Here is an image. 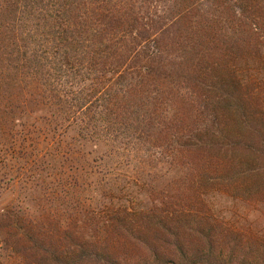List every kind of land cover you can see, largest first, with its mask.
I'll return each mask as SVG.
<instances>
[{
  "label": "trees",
  "instance_id": "trees-1",
  "mask_svg": "<svg viewBox=\"0 0 264 264\" xmlns=\"http://www.w3.org/2000/svg\"><path fill=\"white\" fill-rule=\"evenodd\" d=\"M263 45L264 0H0L1 163L71 201L4 211L3 244L22 264H264L207 205H264Z\"/></svg>",
  "mask_w": 264,
  "mask_h": 264
},
{
  "label": "rangeland",
  "instance_id": "rangeland-1",
  "mask_svg": "<svg viewBox=\"0 0 264 264\" xmlns=\"http://www.w3.org/2000/svg\"><path fill=\"white\" fill-rule=\"evenodd\" d=\"M264 46V45H263ZM264 57V48H263ZM264 87V74L261 76ZM0 157V215L9 209L22 211L23 206L36 209H47L50 207L54 212L57 207L58 200H62L64 207L69 208L71 201L67 197L54 196L48 191L41 190L39 183L31 184L27 182V178L21 175V178H16L17 167L11 162L2 165ZM4 160V159H3ZM34 193L36 198L33 201H28L26 193ZM48 192V193H47ZM44 194L45 196H39ZM48 194V195H47ZM38 197V198H37ZM60 206L61 203L58 202ZM207 205L211 213L225 225L239 229L245 234L258 238L264 242V205L260 202H241L232 199L222 193L207 195ZM36 212V211H35ZM37 213V212H36ZM35 214V213H34ZM2 231L0 232V264H22L20 257L14 254L10 247H7L2 242Z\"/></svg>",
  "mask_w": 264,
  "mask_h": 264
}]
</instances>
